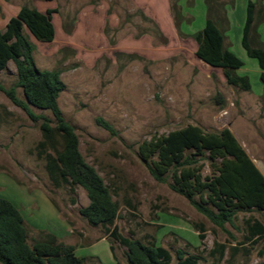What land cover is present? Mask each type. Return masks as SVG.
<instances>
[{
  "label": "rangeland",
  "instance_id": "rangeland-1",
  "mask_svg": "<svg viewBox=\"0 0 264 264\" xmlns=\"http://www.w3.org/2000/svg\"><path fill=\"white\" fill-rule=\"evenodd\" d=\"M7 1L43 12L58 9L53 16V41L38 40L26 27L23 31L34 45L37 66L60 71L65 82L58 99L63 116L75 127L86 161L98 170L119 205L113 224L93 225L81 213L89 203L86 190L53 181L47 162L49 156L56 157V150L43 135V119L34 121L3 89L15 87L18 97L25 99L17 85L16 65L10 61L0 70V195L22 211L29 242L73 245L88 264H130L127 247L113 234L117 228L124 236L165 247L172 257L168 264H178L179 251L197 255L199 264L264 260V238L242 243L245 220L253 216L264 222V211H240L233 223L221 228L171 187L172 173L165 181L156 180L139 155L145 139L188 124L211 132L229 127L264 170V97H254L264 96V84L258 60L242 45L249 0H223L230 23L223 27L228 29L226 43L245 62L237 72L249 76L251 90L229 84L222 68L197 57L192 34L205 26L206 0L168 4L146 0L145 11L136 0ZM172 2L185 20L180 31ZM141 10L153 16L162 33ZM261 19L257 16L256 24ZM258 31L264 44V22ZM219 95L223 102L218 101ZM31 107L56 125L51 110ZM98 118L109 122L114 131L99 124ZM54 141L62 149L61 136L55 134ZM197 159L203 164V175H210L207 155ZM194 199L199 201L200 195ZM217 242L241 250L232 256L227 249L221 258L212 252Z\"/></svg>",
  "mask_w": 264,
  "mask_h": 264
},
{
  "label": "trees",
  "instance_id": "trees-1",
  "mask_svg": "<svg viewBox=\"0 0 264 264\" xmlns=\"http://www.w3.org/2000/svg\"><path fill=\"white\" fill-rule=\"evenodd\" d=\"M263 1H248L242 45L250 57L258 60L264 84V44L258 31L259 25L264 22ZM206 4L205 26L192 34L197 42V57L213 67L222 68L229 84L251 90L249 76L237 72L244 66V60L226 43L228 29L223 25L228 22L230 26V23L225 1L206 0ZM171 10L180 31L181 24L185 22L183 14L176 2L171 3ZM57 11V8H50L43 12L36 7L24 5L16 16L9 19L5 29H0V70L6 69L10 61L15 63L19 78L17 85L23 88L25 99L18 97L15 87L2 88L34 121L43 119V135L56 150V157L49 156L47 162L53 181L83 187L89 203L81 208L82 215L93 225H111L119 216V205L104 178L86 161L80 150L75 127L63 116L58 102L65 89L61 73L37 66L34 45L23 31L26 27L38 40L53 41L56 35L53 16ZM141 12L162 33L157 23ZM257 16L262 18L259 24H256ZM218 101H224L221 95ZM31 105L51 110L56 125L52 124L49 117L35 113ZM97 121L114 131L112 125L104 119L98 118ZM55 134L63 139L62 149L54 145ZM139 155L156 180L165 181L167 174L172 173L171 187L188 197L201 213L221 228H225L226 223H233L240 211H264V174L229 127L211 132L200 125L188 124L145 139L139 145ZM197 155H207L212 170L210 175H203V164H199ZM195 194L200 195L199 201L194 199ZM245 223L247 234L242 243H257L264 238L263 221L250 216ZM113 234L127 247L130 264H168L171 261L169 250L161 245L146 244L139 239L124 236L118 233L117 228ZM199 235L204 237L203 234ZM227 249L232 256L241 250L237 245L228 247L225 243L217 242L212 252L219 253L223 258ZM111 250L114 251L113 244ZM246 251L249 252L248 249ZM178 258V264H199L200 259L195 254L185 256L183 251L178 252ZM0 263L88 264L76 253L73 245L49 240L30 243L22 211L13 201L1 195ZM257 264H264V260Z\"/></svg>",
  "mask_w": 264,
  "mask_h": 264
},
{
  "label": "crops",
  "instance_id": "crops-1",
  "mask_svg": "<svg viewBox=\"0 0 264 264\" xmlns=\"http://www.w3.org/2000/svg\"><path fill=\"white\" fill-rule=\"evenodd\" d=\"M163 1H164V3L166 2L167 4H168V2H170V0H163ZM136 2L138 3V5H140V7H142V10L144 9L143 11H145L148 8V3L146 2V0H136ZM22 6H24V5H22ZM22 6L16 5V4L12 3L11 1L0 0V29H3V30L5 29L6 24L9 21V19L13 16H16L18 14V11L20 10V8ZM149 17L153 19V16L150 14H149ZM196 49H197V45L195 46V50ZM254 97L256 99H262L264 96H254ZM258 167L260 168V170L264 174V170L260 166H258Z\"/></svg>",
  "mask_w": 264,
  "mask_h": 264
}]
</instances>
